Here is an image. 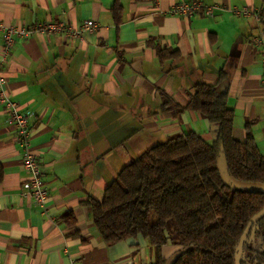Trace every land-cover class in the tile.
Returning <instances> with one entry per match:
<instances>
[{
	"label": "crops",
	"instance_id": "0c3cea01",
	"mask_svg": "<svg viewBox=\"0 0 264 264\" xmlns=\"http://www.w3.org/2000/svg\"><path fill=\"white\" fill-rule=\"evenodd\" d=\"M194 1L0 0L3 26L58 21L78 26L87 19L96 25L80 39L58 34L16 39L2 63L8 97L31 114V150L49 201L43 215L23 192L20 151L0 106V264H155L156 251L142 237L104 242L89 202L101 201L129 164L133 142H143L139 151H146V144L190 132L213 140L209 122L183 110L199 84L227 90L233 138L244 141L248 125L264 155V0H199L247 8L258 20L227 10L212 17L167 13ZM254 38L262 44L254 46ZM161 50L177 55L161 61ZM179 250L169 242L160 255L168 262Z\"/></svg>",
	"mask_w": 264,
	"mask_h": 264
},
{
	"label": "trees",
	"instance_id": "16d2710c",
	"mask_svg": "<svg viewBox=\"0 0 264 264\" xmlns=\"http://www.w3.org/2000/svg\"><path fill=\"white\" fill-rule=\"evenodd\" d=\"M119 11L116 3L115 25ZM176 55L158 52L161 61ZM183 110L207 120L213 140L171 136L125 165L102 200L89 202L100 238L113 244L142 237L156 251L155 264H236L239 249L264 264V155L249 126L244 141L233 138L227 90L216 85H197ZM169 242L180 250L166 262L160 250Z\"/></svg>",
	"mask_w": 264,
	"mask_h": 264
},
{
	"label": "built area",
	"instance_id": "2783aa9c",
	"mask_svg": "<svg viewBox=\"0 0 264 264\" xmlns=\"http://www.w3.org/2000/svg\"><path fill=\"white\" fill-rule=\"evenodd\" d=\"M227 10L237 17H253L258 20L259 15L247 8H222L217 5L209 6L197 0L194 2H182L172 6L168 14L174 17H188L194 13L202 12L207 17L214 16L216 11ZM96 25L92 20H83L80 25L72 26L64 21L46 22L31 27L3 26L2 33V60H0V106L6 114V124L13 130L14 140L20 151L21 168L26 174V181L22 183L23 192L28 195L43 215H47L49 193L44 185L43 175L40 169L39 159L31 150L30 124L31 114L23 113L19 105L12 101L5 90L6 81L1 75L2 63L9 54L16 39H24L34 34L49 35L58 34L69 38L80 39L84 33L94 32ZM254 46L262 44L261 38L252 40ZM69 264H76L73 260Z\"/></svg>",
	"mask_w": 264,
	"mask_h": 264
},
{
	"label": "rangeland",
	"instance_id": "374dc122",
	"mask_svg": "<svg viewBox=\"0 0 264 264\" xmlns=\"http://www.w3.org/2000/svg\"><path fill=\"white\" fill-rule=\"evenodd\" d=\"M133 143H135L136 146L134 148H132V147L130 148V151H129L130 162L133 161L134 159H136L144 151V150L139 151V147H140V149H143V148H141V147H143L142 146L143 142L135 141ZM146 143H148V141ZM146 145H148V146H146V148H144V149L150 148L151 146L155 145V143L154 144H146ZM251 244H254V247H256L255 246V244H256L255 240H253ZM240 262H243V264H255V262H253L251 260V257H247V253L245 251H243V249H239L236 256H235V263L239 264Z\"/></svg>",
	"mask_w": 264,
	"mask_h": 264
}]
</instances>
